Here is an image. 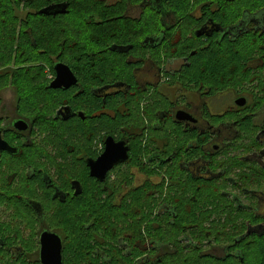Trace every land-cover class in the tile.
<instances>
[{
  "label": "flooded vegetation",
  "instance_id": "flooded-vegetation-1",
  "mask_svg": "<svg viewBox=\"0 0 264 264\" xmlns=\"http://www.w3.org/2000/svg\"><path fill=\"white\" fill-rule=\"evenodd\" d=\"M117 3L121 14L106 18L118 22L111 38L88 56L36 47L43 74L30 82L3 68L17 79L0 89V264H43L53 254L43 250L45 234L51 248L61 241L63 264L69 253L72 264H131L135 250H146L136 263L147 264L179 249L264 264V2ZM9 20L15 46L6 53L17 62L25 19ZM195 40L210 51L231 47L240 64L205 66L197 80ZM58 63L75 83L51 86ZM108 145L110 163L102 161ZM112 210L128 229L110 222Z\"/></svg>",
  "mask_w": 264,
  "mask_h": 264
},
{
  "label": "trees",
  "instance_id": "trees-1",
  "mask_svg": "<svg viewBox=\"0 0 264 264\" xmlns=\"http://www.w3.org/2000/svg\"><path fill=\"white\" fill-rule=\"evenodd\" d=\"M174 1V0H171ZM245 3L259 0H243ZM263 1L264 0H260ZM108 4H107V3ZM113 0H0V62H3V68L11 60V54H7V51H13L15 46V33L14 22L9 19L22 18L21 33L19 40V58L17 63H34L31 66L19 70V80L22 81H35L40 80L42 75L41 68L36 67L37 54L33 53V50L37 47L44 50H61L71 49L74 52V59L77 61V57L85 54L88 56V50H94L97 47L99 40L103 38H111L114 28L118 23L116 20L108 21L106 18H111L121 14L120 4H111ZM67 3V11L65 13H59L56 15L40 14L39 11L49 5ZM180 11L181 9H173ZM151 16H157L154 10L150 12ZM102 17L104 19L102 24H95L94 21H87L86 18ZM42 18L36 23L32 22V18ZM104 26L103 29L99 28ZM12 29H11V28ZM99 39V40H98ZM194 40V39H193ZM198 40L193 41V50L196 49L197 53L193 56V76L205 79L203 69L205 66L213 73L216 67L222 65L240 64V57L231 52V47L226 46L225 50H229L224 53L223 51H210L202 47ZM37 44V46H36ZM64 47V48H63ZM204 49H202V48ZM217 49H222V46H217ZM16 49V48H15ZM202 49V50H200ZM46 54V53H45ZM43 55L45 58L46 56ZM17 58V57H16ZM37 68V69H35ZM203 68V69H202ZM8 69L0 70V80L6 82L7 80H16L17 76L12 74L9 76ZM11 70H16L12 68ZM220 73L222 70H219ZM43 79V78H42ZM105 206L102 207V209ZM108 207L106 210H110ZM113 211V210H112ZM204 234V233H203ZM250 252L246 251L245 256L253 255V247ZM179 249V252L174 258H170L172 254H165L159 256V258L151 259L147 264H233L230 259H233L232 255H229L226 259H212L211 255H203L199 253V250L195 249ZM235 249H232V251ZM137 253L138 250H135ZM183 254L182 257L177 258L178 255ZM161 259V261H160ZM90 264V263H87ZM118 264V263H117ZM142 264V263H140ZM235 264H238L235 263Z\"/></svg>",
  "mask_w": 264,
  "mask_h": 264
},
{
  "label": "water",
  "instance_id": "water-1",
  "mask_svg": "<svg viewBox=\"0 0 264 264\" xmlns=\"http://www.w3.org/2000/svg\"><path fill=\"white\" fill-rule=\"evenodd\" d=\"M67 7H68L67 3L53 4V5H49L41 9L39 13L45 14V15H51V14L56 15L59 13H65L67 11ZM55 70L57 74H56V78L54 79L51 85L52 87H61V86L68 87L77 81L75 74L72 72L69 66L63 63H58L55 67ZM3 147L4 145H3V141L0 135V149ZM111 152L114 153V151L108 145L107 150L102 158V161L104 162L109 161L110 163V155L112 154ZM125 159H126V156L123 158H117V160H113V161L115 162V161H120V160H125ZM108 167L109 166L103 168L102 170L103 173L108 169ZM47 235L48 234H45L42 239V247H43V250L52 249L53 254L50 256L46 255L45 257H43V264H63L61 241L59 240V238L55 236L56 241L54 240L52 244L53 246L51 248V242L48 239H46Z\"/></svg>",
  "mask_w": 264,
  "mask_h": 264
},
{
  "label": "rangeland",
  "instance_id": "rangeland-1",
  "mask_svg": "<svg viewBox=\"0 0 264 264\" xmlns=\"http://www.w3.org/2000/svg\"><path fill=\"white\" fill-rule=\"evenodd\" d=\"M15 56H14V54L11 56V60L9 61V63L7 64L8 65V69H12V68H14V69H21L23 66H24V68H26V67H28V66H31L32 64H34V63H22L21 61H19V63H17V62H15ZM3 62H0V70H3ZM8 81V80H7ZM2 80H0V89L2 88V87H4L3 86V83H5V82H3ZM105 201H101V204L102 203H104ZM113 202V201H112ZM116 202H118V201H116ZM134 202H136L135 200H133V199H131V200H127V201H124V204H123V208L124 209H126V210H128V208H129V205H131L132 203H134ZM219 202H221V205L224 207V203L226 202L225 200H221V201H219ZM109 203V202H108ZM114 203H115V201H114ZM152 205H154V202H150V204H149V208L152 206ZM220 204H216V205H213L212 206V208H219V209H221L222 208V206H221ZM206 207H209V206H207V205H205ZM204 206V207H205ZM55 207H57V205H53V206H49V208L50 209H56ZM71 207H72V205L71 206H69V209H68V212L71 210ZM93 209V208H92ZM157 209V208H156ZM54 212H57L56 210H54ZM71 213V212H70ZM63 213H62V211L60 210L59 212H58V214H57V217L58 218H56V222L54 223L55 225H59V226H61V224L62 223H60V218H61V215H62ZM110 214H111V216L109 217V219H110V222L112 223V224H117V225H120V227L122 228V227H124L125 226V229H128L129 227H130V224L129 223H127L128 221H130L128 218L126 219L125 217H123L122 216V214H120V213H118V211L117 210H113V211H111L110 212ZM64 215V214H63ZM91 216H94V211H93V213L91 214ZM90 216V217H91ZM124 220V221H123ZM125 221H127V222H125ZM100 233H101V235H103V231L102 230H100ZM123 233L122 232H118V235L119 236H121ZM91 237H89V236H86V237H84V239H83V241H85V242H91V239H90ZM106 238H108L107 240H113V238H109V237H106ZM181 238H184L183 236H181ZM116 240V239H115ZM125 240H127L126 238H125ZM110 241H109V243L108 244H106L104 247H105V250L107 251V257L109 258V257H111L112 256V253H113V250H114V248H112L110 245ZM84 247H85V249H91L92 247H93V245H92V242H91V244H90V246L89 245H83ZM94 249V248H93ZM104 250V249H103ZM143 252H146V250H139V254H141V253H143ZM90 254H91V256L92 257H94V250L93 251H91L90 252ZM136 255H137V253H136ZM134 255L135 257H134V261L131 263V264H137L136 262H137V260H136V257L137 256H139V255ZM68 256H69V258H67V260H65V264H72V262L74 261L72 258L74 257L71 253H69L68 254ZM183 256V254H180V255H178V257H176V259L177 258H180V257H182ZM86 264L88 263V262H85ZM90 263V262H89ZM90 264H93V263H90ZM101 264H117L115 261H113L112 263H109V262H107V263H101Z\"/></svg>",
  "mask_w": 264,
  "mask_h": 264
}]
</instances>
